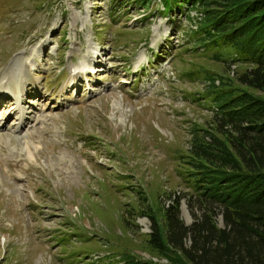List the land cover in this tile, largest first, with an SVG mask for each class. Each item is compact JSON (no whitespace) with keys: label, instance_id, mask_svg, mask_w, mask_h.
<instances>
[{"label":"rangeland","instance_id":"374dc122","mask_svg":"<svg viewBox=\"0 0 264 264\" xmlns=\"http://www.w3.org/2000/svg\"><path fill=\"white\" fill-rule=\"evenodd\" d=\"M112 6L0 0V264H172L151 244L153 220L165 238L181 198L195 221L181 157L212 125L208 91L239 88L242 70L195 49L196 11L166 15L158 1L115 19Z\"/></svg>","mask_w":264,"mask_h":264},{"label":"trees","instance_id":"16d2710c","mask_svg":"<svg viewBox=\"0 0 264 264\" xmlns=\"http://www.w3.org/2000/svg\"><path fill=\"white\" fill-rule=\"evenodd\" d=\"M158 1L166 15L185 11L192 21L196 11L195 49L242 73L239 88L208 91L205 100L217 106L212 125L195 132L191 151L181 157L194 223H184L181 198L174 199L165 238L153 220L151 244L172 264H264V100L247 92L264 95V0H113L110 13L118 7L113 16L119 19L120 11H150ZM123 264L152 263L133 258Z\"/></svg>","mask_w":264,"mask_h":264},{"label":"bare ground","instance_id":"6f19581e","mask_svg":"<svg viewBox=\"0 0 264 264\" xmlns=\"http://www.w3.org/2000/svg\"><path fill=\"white\" fill-rule=\"evenodd\" d=\"M6 83L8 85H10V82L9 81H6ZM8 85H7L6 89H8ZM0 90L2 92V94H0V96L5 97V99L3 100V102L6 105V103H8L6 100L9 99L10 94L3 87L0 88ZM32 91H35V90L33 88L31 90L29 89V93H26V96L28 97L29 95H34V94L31 93ZM37 91H39V90H37ZM21 93H23V92H21ZM39 94H40V92H39ZM24 103H26L24 101V99L22 97L18 96V99H17V101L15 103V105L17 104V106L15 107V110H14L15 113H19V114L22 113V117L21 118H18L17 117V118H18L19 125H21L23 129L27 128V126L30 124V119L26 117V112L24 111V109L22 107L24 105ZM31 137H33V135Z\"/></svg>","mask_w":264,"mask_h":264}]
</instances>
